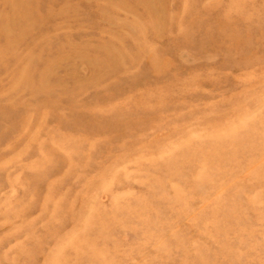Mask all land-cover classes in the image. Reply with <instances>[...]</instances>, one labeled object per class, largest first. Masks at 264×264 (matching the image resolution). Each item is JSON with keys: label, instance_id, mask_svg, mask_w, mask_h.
<instances>
[{"label": "rangeland", "instance_id": "1", "mask_svg": "<svg viewBox=\"0 0 264 264\" xmlns=\"http://www.w3.org/2000/svg\"><path fill=\"white\" fill-rule=\"evenodd\" d=\"M0 264H264V0H0Z\"/></svg>", "mask_w": 264, "mask_h": 264}]
</instances>
